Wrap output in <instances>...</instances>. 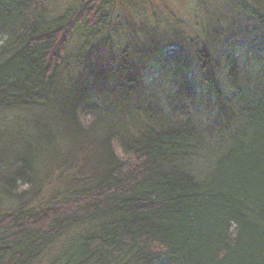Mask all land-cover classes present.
I'll use <instances>...</instances> for the list:
<instances>
[{"label":"trees","instance_id":"1","mask_svg":"<svg viewBox=\"0 0 264 264\" xmlns=\"http://www.w3.org/2000/svg\"><path fill=\"white\" fill-rule=\"evenodd\" d=\"M47 1L0 0V115L54 106L72 40L84 77L62 130L33 127L0 165V264H264V1L240 0L261 30L218 35L216 59L135 43L129 22L115 40L114 0ZM111 101L135 118L116 128Z\"/></svg>","mask_w":264,"mask_h":264},{"label":"rangeland","instance_id":"2","mask_svg":"<svg viewBox=\"0 0 264 264\" xmlns=\"http://www.w3.org/2000/svg\"><path fill=\"white\" fill-rule=\"evenodd\" d=\"M263 1L261 2L263 3ZM76 2L77 0H48L47 6L55 15L59 14L66 7L74 5ZM249 16L252 17H250V22L247 20ZM126 22L135 27L133 33L137 32L134 36L130 37L134 40L133 42L139 43L138 41L143 39L146 42L156 40L158 35L165 42L163 50L166 53L171 50L184 51L185 49L186 52L182 53L188 56V58H192L193 52L187 45L189 42L187 39H191L192 41L194 39L203 40L207 44V47L212 49L213 57L216 59L218 53L221 52L218 45V35H222L221 37L229 35L230 30L237 27L249 29L258 27L261 30L259 26L260 22H257L256 18L253 17V12H250L249 9L247 11L243 9L240 0H114L111 25L112 27H116L112 28L115 40L121 37L125 41L123 37L125 31H121ZM150 32L153 33L150 34ZM255 34L260 33L256 30ZM184 45L187 48H181ZM76 55L77 44L72 40L65 52L60 70L57 73V102H55L51 109L47 111L4 113L0 115V165L7 166L16 149V145L27 136L33 127L47 124L48 126H53V131L55 128L62 130L60 118L57 116V107L62 106L63 98L68 94L67 88L69 87L72 90L84 77L83 71L77 67ZM104 55L108 56L106 58L111 59L108 52ZM111 56L115 57V54H111ZM78 72L81 73L78 74ZM112 83L113 80H109L108 83L99 85V88L101 90H110L113 87ZM109 103L106 105H110L109 108L113 113L112 115L103 116V118L108 121V118L111 117L110 122L116 128L124 125L127 119L132 120L135 118L133 112L126 114L125 117L123 116L131 109L129 106L120 104L116 106L113 101ZM114 105L116 106L115 112ZM104 107L102 105V108ZM53 160L50 156L45 157L41 161V168L37 175L40 186L42 189H47V192H49L48 189L52 187V182H54L58 175L57 165ZM88 161L90 165L92 161ZM74 162L79 165L85 161L78 160ZM64 164V167L70 168L71 164L69 165V161H66ZM41 191L40 200L47 197V192L45 191V195H43L44 191Z\"/></svg>","mask_w":264,"mask_h":264}]
</instances>
